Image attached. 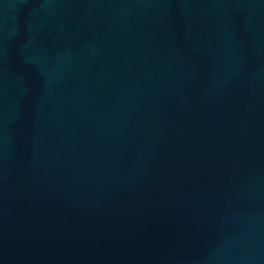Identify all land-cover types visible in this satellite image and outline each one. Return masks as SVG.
<instances>
[{"label": "water", "instance_id": "water-1", "mask_svg": "<svg viewBox=\"0 0 264 264\" xmlns=\"http://www.w3.org/2000/svg\"><path fill=\"white\" fill-rule=\"evenodd\" d=\"M0 264H264V0H0Z\"/></svg>", "mask_w": 264, "mask_h": 264}]
</instances>
